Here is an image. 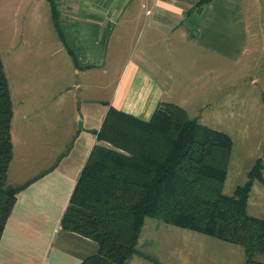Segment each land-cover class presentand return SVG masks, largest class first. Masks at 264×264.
Returning a JSON list of instances; mask_svg holds the SVG:
<instances>
[{"label": "crops", "instance_id": "crops-1", "mask_svg": "<svg viewBox=\"0 0 264 264\" xmlns=\"http://www.w3.org/2000/svg\"><path fill=\"white\" fill-rule=\"evenodd\" d=\"M257 1L209 0L198 9L199 0H63L57 27L69 72L80 78L76 88L93 92L81 100L85 110L76 113L72 103L60 115L62 105L47 100L43 109L27 82L16 100L9 87L7 181L23 187L0 238V264H81L97 252L95 241L63 229L61 220L109 108L147 121L170 102L196 119L213 101L217 70L229 82L232 63L264 48ZM110 73L116 78L104 100L96 95ZM90 100L102 103L98 117ZM14 101L27 106L15 127Z\"/></svg>", "mask_w": 264, "mask_h": 264}, {"label": "trees", "instance_id": "trees-1", "mask_svg": "<svg viewBox=\"0 0 264 264\" xmlns=\"http://www.w3.org/2000/svg\"><path fill=\"white\" fill-rule=\"evenodd\" d=\"M209 0H199L197 8ZM55 22L58 20L55 17ZM12 102L0 59V238L22 185L7 181L12 159ZM84 164L61 227L97 243L81 264H127L138 254L145 218L239 244L243 264H264V218L248 214L257 161L234 194L222 192L229 137L202 126L180 106L162 102L140 120L110 107Z\"/></svg>", "mask_w": 264, "mask_h": 264}, {"label": "rangeland", "instance_id": "rangeland-1", "mask_svg": "<svg viewBox=\"0 0 264 264\" xmlns=\"http://www.w3.org/2000/svg\"><path fill=\"white\" fill-rule=\"evenodd\" d=\"M62 2L0 0V59L13 100L17 99L21 83L27 82L43 109L50 105L47 100L60 103V115L68 114L67 105L72 103L76 113L80 105L85 110L87 103L81 100L86 93L93 92H86L83 86L76 88L80 78L69 72L72 61L63 50L54 21L55 17L60 18ZM256 11L258 29L264 35V0L256 2ZM258 45L264 47V36ZM230 70L229 82L217 70L215 89L210 93L213 101L203 112L197 113L196 120L202 126L225 133L230 139L224 194L232 196L236 187L248 179V172L254 164L261 163L262 179L253 181L247 212L264 217V202L260 200L264 197V48L232 63ZM107 77L105 89L96 95L104 100L110 95L109 87L116 75L110 73ZM88 103L96 105L94 117H98L102 103L94 100ZM26 111L27 106L20 107L14 101V127L18 117ZM80 122L77 121V128ZM136 247L141 256L132 255L127 264H243L245 259L239 244L176 227L156 218H145ZM260 256L257 255V259Z\"/></svg>", "mask_w": 264, "mask_h": 264}]
</instances>
